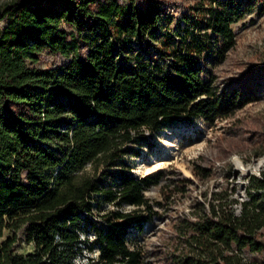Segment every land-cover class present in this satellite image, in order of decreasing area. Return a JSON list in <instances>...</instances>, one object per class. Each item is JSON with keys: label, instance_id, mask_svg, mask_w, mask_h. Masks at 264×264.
<instances>
[{"label": "trees", "instance_id": "obj_1", "mask_svg": "<svg viewBox=\"0 0 264 264\" xmlns=\"http://www.w3.org/2000/svg\"><path fill=\"white\" fill-rule=\"evenodd\" d=\"M140 1L0 3V264H77L94 245L98 264H140L128 234L161 205L145 192L160 184L169 199L177 188L161 184L163 172L113 170L128 145L176 122L214 124L263 97L264 65L225 86L202 73L214 44L225 57L232 24L264 12V0H201L183 15L186 27L162 36L164 64L122 60L133 43L154 42L168 14L160 0ZM198 169L196 177L210 175ZM234 191L214 192L177 220L174 264H264V168L246 177V198ZM18 235L32 252L17 251Z\"/></svg>", "mask_w": 264, "mask_h": 264}, {"label": "rangeland", "instance_id": "obj_2", "mask_svg": "<svg viewBox=\"0 0 264 264\" xmlns=\"http://www.w3.org/2000/svg\"><path fill=\"white\" fill-rule=\"evenodd\" d=\"M11 0H0V3ZM165 4L168 14L164 15L156 32L154 42L149 45L133 43L132 47L122 56V60L134 63L150 58V62L161 63L170 60V55H162L163 39L166 33L177 35L186 27L183 15L201 0H160ZM142 6L145 1L141 0ZM236 43L223 58L216 55L221 41L214 44V53L210 55L202 73L209 79L211 74L216 82L225 86L228 81L254 70L260 71L264 65V12L258 9L247 14L232 24ZM151 48L152 51H148ZM174 48L170 45L168 51ZM154 56V57H153ZM48 63H42L46 67ZM258 101L252 102L237 110L228 118H218L214 124L207 123L203 118L191 122H176L153 134L145 140L131 143L126 152L116 163L113 170L128 168L130 172L143 176L151 172H163L161 184L168 189H176V193L167 199L166 192L160 184L154 185L145 194L153 200L161 201L157 206L159 214L146 223L142 231L132 229L128 234V243L132 248H140L142 262L140 264H174L172 260L173 242L176 235L177 220L197 207L199 202L207 203L214 192L224 188H234L232 197L246 198L244 186L246 177L259 174L264 168V93ZM210 169L207 177H196L192 169ZM87 171L93 173L92 165ZM200 170V169H198ZM182 176H181V175ZM180 175V176H179ZM183 178L191 179L185 191ZM114 181H104L105 186H115ZM166 193V194H165ZM208 205V204H207ZM102 209H117L116 205L104 203ZM121 209H134L129 204ZM105 210H101V213ZM99 212L93 215L97 220ZM93 240L94 234L90 233ZM17 251L28 253L34 250V244L28 243L22 235H18ZM99 250L94 245L76 259L77 264H98ZM256 253L251 257L257 258Z\"/></svg>", "mask_w": 264, "mask_h": 264}]
</instances>
